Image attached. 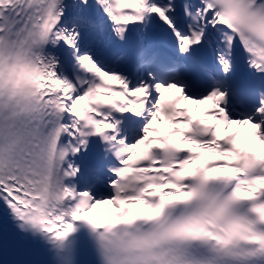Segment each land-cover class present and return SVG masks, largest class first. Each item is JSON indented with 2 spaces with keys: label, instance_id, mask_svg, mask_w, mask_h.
<instances>
[{
  "label": "snow or ice",
  "instance_id": "obj_1",
  "mask_svg": "<svg viewBox=\"0 0 264 264\" xmlns=\"http://www.w3.org/2000/svg\"><path fill=\"white\" fill-rule=\"evenodd\" d=\"M9 224L14 264H264V0H0Z\"/></svg>",
  "mask_w": 264,
  "mask_h": 264
},
{
  "label": "bare ground",
  "instance_id": "obj_2",
  "mask_svg": "<svg viewBox=\"0 0 264 264\" xmlns=\"http://www.w3.org/2000/svg\"><path fill=\"white\" fill-rule=\"evenodd\" d=\"M109 207L108 206H97V209L94 210L96 212L97 215H99L101 213V210L107 212L109 211Z\"/></svg>",
  "mask_w": 264,
  "mask_h": 264
}]
</instances>
